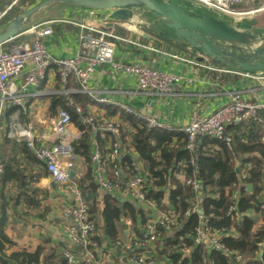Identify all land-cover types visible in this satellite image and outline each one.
<instances>
[{"label":"crops","instance_id":"0c3cea01","mask_svg":"<svg viewBox=\"0 0 264 264\" xmlns=\"http://www.w3.org/2000/svg\"><path fill=\"white\" fill-rule=\"evenodd\" d=\"M42 1L36 0L27 10ZM262 2L264 3V0H243L235 7L237 10L257 9V11L241 17L217 13L215 15L213 12L209 14L220 19L227 18L228 24L233 26L246 29L255 28L264 34V21L260 19V16L264 13V7L261 6ZM7 5V0H0V8ZM188 5L191 8L189 3ZM195 10L199 11L200 9ZM99 13L98 11L83 10L62 3H52L31 15L24 31L33 26H39L38 28L50 27L51 33L39 39L44 44L47 53L56 59L70 58L81 50L78 40L80 29L74 24L76 22H83L114 34L121 31L122 33L118 35L136 42L140 41L155 50L141 48L134 44L116 42L113 53L115 61L125 64H137L161 72L181 75L184 79L174 84L170 94L161 96L137 91L136 79L132 74L114 71L110 64H100L91 73L87 84L89 88L98 91L99 95L108 98L110 103L105 105L95 104L90 102L84 95L74 94L84 96L87 99L84 108H82L86 113L101 120L117 119L122 125V130L131 133L134 132L132 125L123 121V115L119 111L110 115L105 109V106L108 105L117 109L118 105L123 104L133 109L141 118L145 119L152 116L156 118V121L161 125L158 128L181 132L180 129L189 123L194 111L202 116H209L229 102L232 92H239L244 100L264 103V79L246 77L241 74L245 71L230 66L197 62L191 54H188L189 52L182 53L169 46L165 41L157 44L142 38L141 34L143 33L150 36L154 35L149 31L152 27V20L140 15V12L138 14L134 13L130 21L119 22L122 26L119 30L104 27L106 20L105 18H99ZM5 25L0 24V30ZM23 32L18 35L16 40L30 43L35 39L34 34ZM173 55H176L177 58H174ZM182 59L193 63L185 62ZM194 63H198V65ZM28 69L29 66H26L21 75L12 79L16 87H20ZM258 73L264 75V72ZM66 87L75 88L72 79L69 80ZM46 88L61 89L53 67L46 72L45 78L36 86H29L22 93L23 108L22 114L18 118L22 123H32L37 133L45 134L47 138H50L49 121L53 114L60 109V102H56V100L61 96L67 98L60 93L51 96L36 95ZM78 106L81 107V105ZM0 110V163L4 164L6 168L4 172L5 179L2 182L4 186L0 206L2 204L8 217L5 232L11 241V244L6 246V254L9 255L17 251L34 253L41 247L43 248V255L47 254L52 258L51 262L57 264L58 256H63L66 250H71L74 253L78 252L64 235V226L69 220L62 217L61 211L64 207L70 205V197L61 186L52 182L43 168V164L42 166L39 164L31 150L28 149L32 155L27 154V148L23 143L6 136L14 113L17 110L21 112V110L10 102L0 104ZM260 116L264 119V110L260 112ZM228 127L227 132L232 136L235 145H253L257 142L264 146V133L260 124L247 121L235 127ZM75 128L77 127L72 124L71 129ZM260 132L261 137L258 138L257 135ZM126 140V144L129 145V137H126ZM173 141L175 142L176 139L174 138ZM108 142L109 140L105 139L103 134L93 138L92 155L96 150L101 152V149H107ZM45 143L50 144L49 141ZM198 144H200V140ZM121 149L122 157L131 161L135 159V151L130 145L128 149H125V147ZM214 149L218 148L215 147ZM261 158H264V151L260 154L258 152L242 153L239 150L238 155L234 154L233 157L237 172L240 169L243 176L247 174L251 166L247 163L241 165L240 160L247 161ZM91 162V166L94 168L95 164L93 161ZM87 169L88 166L78 157L71 171H73V177L81 188L86 187L90 182H83ZM173 174L176 179L183 181L181 173L174 171ZM108 194L124 200V203L118 201L119 206L123 207L125 204H130L138 212L142 211L147 220L148 218H154L157 212L155 209L146 210V208L133 202L122 193L107 192L100 188L96 189L95 198L92 197L88 202L93 201L96 207V213H90V218L95 224L94 238L98 240L96 249L98 259H108L117 264H131L129 251L121 248L122 245H126L135 236L131 219L129 217L120 219V222L123 223V230L118 243H111L103 234L101 214L104 208V197ZM163 202L169 207L166 197ZM158 209L161 210L160 207ZM246 215L254 217V230L264 224L261 213L248 212ZM137 226L141 229L139 221H137ZM161 249L159 244L154 243L143 254L151 264H172L167 255L159 257Z\"/></svg>","mask_w":264,"mask_h":264},{"label":"built area","instance_id":"2783aa9c","mask_svg":"<svg viewBox=\"0 0 264 264\" xmlns=\"http://www.w3.org/2000/svg\"><path fill=\"white\" fill-rule=\"evenodd\" d=\"M17 0H12L3 10H0V20L7 14L12 5ZM188 2L192 8L205 9L209 12L227 16H245L257 11L237 10L235 7L243 0H183ZM264 7V3H261ZM80 29L78 40L81 50L70 58L56 59L51 57L39 38L51 33L50 27L38 28L33 26L23 33H32L35 39L32 42L18 41L15 36L0 44V104L10 102L18 107L13 115V120L9 124L6 136L17 142L23 143L27 149L31 150L35 158L43 164V168L48 173L52 182L58 184L69 195L71 203L61 211L62 217L69 222L64 226L65 238L78 250L77 253L71 250L64 252V257L68 264H117L111 260L100 258L96 255L97 244L92 241L95 233V225L90 220L89 204L84 199L79 183L74 177L69 176V171L73 170L78 156L74 152V143L82 136V131L78 128L71 129V115L63 109H59L49 121L50 138L45 134H39L30 122L22 123L19 118L22 114L23 97L22 93L29 86H36L45 78L46 72L53 67L56 71L57 80L61 85L60 90L46 88L39 91L37 96H51L57 93L63 94L68 98L73 94H81L95 104H109L108 98L99 95L98 91L88 87V79L95 67L100 64H110L114 71H121L132 74L136 79L137 91L168 95L172 92L175 83L184 79L181 75L161 72L150 67L137 64H125L113 59L114 46L116 42L138 45L141 48L155 50L142 42H136L123 36L97 29L83 22L74 23ZM177 58L176 55H173ZM185 62L188 60L182 59ZM193 63L191 61H188ZM198 65V63H194ZM29 66L27 73L23 77L20 87H16L12 79L21 75L22 70ZM241 73V72H240ZM246 77L264 79L263 74L258 72L241 73ZM72 79L75 88H68L67 83ZM68 103L72 102L68 100ZM118 108L125 114L131 115L136 119H143L150 128L161 127L156 118H141L130 107L120 104ZM75 110L80 113L81 123L89 127L93 136L99 132H108L115 138L121 135L122 125L117 119H97L76 105ZM264 110V103H255L244 100L239 92H232L229 102L209 116H202L197 111L191 115L189 123L182 129L181 133L186 136L185 149L193 152L196 142L202 136H208L223 142L226 149L231 151L233 138L226 131L228 126H238L244 122L252 121L260 124L264 133V120L260 112ZM1 114V110H0ZM50 142L46 144L45 142ZM122 149L119 141L113 142L105 158L101 152L96 150L92 155L95 164V182L100 189L107 192H119L126 195L133 202L146 208L155 209L157 215L148 218L142 229L140 239H131L126 243V250H144L154 244L158 237V226L171 231L178 226V219L173 214L158 209L159 206L147 197L145 189V177L139 173H126L121 167ZM108 163L110 166H106ZM3 165L0 163V189ZM182 174V173H181ZM183 181L189 185L195 194V201L188 213L197 215L198 227L194 237L195 244H207L215 250L227 251L221 244L217 233H210L207 228L206 216L200 205L198 193L201 189L200 183L194 178H186ZM229 207V212L232 211ZM264 208V204L261 206ZM118 243V242H117ZM182 254L187 253V248H179ZM239 255L236 256L238 260ZM131 264H151L143 254H132Z\"/></svg>","mask_w":264,"mask_h":264},{"label":"trees","instance_id":"16d2710c","mask_svg":"<svg viewBox=\"0 0 264 264\" xmlns=\"http://www.w3.org/2000/svg\"><path fill=\"white\" fill-rule=\"evenodd\" d=\"M7 1L9 4L12 0ZM35 1L17 0L0 20V24L2 26L7 24L16 15L26 11ZM176 1L190 8L188 2ZM4 8L5 6L0 10ZM199 12L211 13L205 9H200ZM117 33L121 34L122 32L118 31ZM167 44L182 53H188L175 44ZM210 64L222 66L213 62ZM68 100L72 103L69 104ZM86 100L84 96L73 94L67 99L62 96L58 97L56 102H60V109L66 110L71 115L72 124L82 131L81 138L74 143V152L88 166L83 182H90L86 187L81 188L80 186L82 195L87 202H90L92 197L95 198L96 189H99L95 182L94 168L91 166L92 140L103 134L109 142L107 149L100 150L102 157L105 158L110 145L117 140L121 148L128 149L130 145L134 149L136 157L133 161L121 157L120 163L123 171L130 174L131 172L139 173L145 177L147 197L153 200L161 210L173 214L178 219V226L171 231L161 226L157 227L159 237L155 243L162 248L159 257L167 255L172 264H264V224L254 230V217L246 215L248 212L261 213L264 221V208H261L264 204V158L240 160L241 165L247 163L251 166L245 176L242 175L240 169L237 172L233 159L234 154L238 155L239 150L242 153L258 152L261 154L264 151L263 145L256 142L253 145L240 144L241 146H238L234 144L233 140L232 150L229 151L223 142L202 136L198 139L200 144L198 141L196 142L195 150L188 152L185 149L186 136L184 133L157 127L150 128L145 120L136 119L123 113L119 108L116 109L109 105L105 106L108 113L111 115L119 111L123 115V121L132 125L134 132L127 133L121 130L119 138H115L104 131L93 136L89 127L81 123L82 115L75 110L76 105H81V108H84ZM84 112L86 113V111ZM126 137H129V145L126 144ZM257 137H261V132ZM174 138L176 139L175 142L173 141ZM215 147L218 149L215 150ZM27 154L32 155L29 151ZM38 162L42 166V163ZM2 165L0 199L4 186L2 183L5 179L4 172L6 171L5 165ZM106 166L108 168L110 165L106 163ZM174 171L184 174L186 178H194L200 183L201 189L198 198L206 216L207 228L210 233L219 235L221 244L227 251L212 249L207 244L194 243L198 219L196 214L187 211L194 204L195 194L189 185L174 177ZM249 184L252 185L250 191L247 190ZM165 197L168 199L169 207L163 202ZM91 203H88L89 216L90 213H96L94 202ZM230 206L233 207L231 212H229ZM101 216L103 234L113 244L119 242L122 235L123 223L120 222L121 218L129 217L131 219L135 234L132 239L141 238L142 228L147 222L143 212H138L130 204L123 205L122 210H120L118 200L110 194L104 197V208ZM7 220L8 217L1 204L0 264H53L51 257L47 254L43 255L44 252L41 247L34 253L17 251L7 255L6 246L11 244L5 232ZM90 220L93 221L91 218ZM137 221H139L141 229L138 228ZM94 236L92 241L97 244L98 240ZM181 246L187 248V253H181L179 250ZM121 248L125 249V244ZM145 250L147 249L127 251L131 257L132 254H143ZM237 255L240 256L238 260L236 259ZM57 264H67L64 255L58 256Z\"/></svg>","mask_w":264,"mask_h":264},{"label":"water","instance_id":"95a60500","mask_svg":"<svg viewBox=\"0 0 264 264\" xmlns=\"http://www.w3.org/2000/svg\"><path fill=\"white\" fill-rule=\"evenodd\" d=\"M52 3L98 11V17L106 20L104 27L114 30L122 27L119 22L130 21L134 13L140 12L152 20L149 31L154 36L141 34L146 40L175 44L200 63L213 62L245 72H264V34L261 31L233 26L176 0H43L14 17L0 30V44L22 33L31 15ZM73 174L69 171L70 177ZM251 189L249 184L247 190ZM116 199L124 203V200ZM119 209L122 210L121 205Z\"/></svg>","mask_w":264,"mask_h":264},{"label":"rangeland","instance_id":"374dc122","mask_svg":"<svg viewBox=\"0 0 264 264\" xmlns=\"http://www.w3.org/2000/svg\"><path fill=\"white\" fill-rule=\"evenodd\" d=\"M191 8H192V6H191ZM194 9H197V8H194ZM214 14H215V13H214ZM263 14H264V13H262V15H261V16L259 15V16H260V19H261V21H264V15H263ZM215 15H216V14H215ZM222 19H223V20H225L227 23H229V22L227 21V20H228L227 18H224V17H223Z\"/></svg>","mask_w":264,"mask_h":264}]
</instances>
